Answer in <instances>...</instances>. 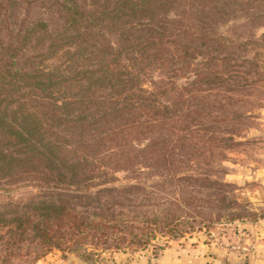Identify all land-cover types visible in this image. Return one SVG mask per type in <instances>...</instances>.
<instances>
[{
	"label": "rangeland",
	"instance_id": "1",
	"mask_svg": "<svg viewBox=\"0 0 264 264\" xmlns=\"http://www.w3.org/2000/svg\"><path fill=\"white\" fill-rule=\"evenodd\" d=\"M2 3L9 7L1 10L3 23L13 30L37 16L51 28L59 22L38 0ZM200 6L195 36L168 30L153 39L164 40L160 46L142 49L140 56L132 52L147 56L136 79L127 75L125 86H117L110 97L107 87L93 88L87 100L69 106L73 111L64 118L74 121L52 130L64 128L57 138L74 149L65 167L73 182H65L91 192L124 187V196L114 198L122 203L151 194L150 201L191 200L203 220L188 221L191 229L150 225L149 236L138 228L131 229L134 235L101 229L68 247H49L39 237L37 212L21 225V219L8 222L17 217L9 219L4 210L19 209L24 192H36L54 170L35 161L17 164L13 174H0V264H116L119 256L126 264H155L153 256L163 246L186 242L205 221L264 222V0H207ZM40 46L27 45L23 53L48 50ZM93 61L69 63V76L80 75ZM83 86L71 82L56 97L81 93ZM113 102L119 120L110 130L102 115L115 112ZM188 191L190 198L184 196Z\"/></svg>",
	"mask_w": 264,
	"mask_h": 264
},
{
	"label": "trees",
	"instance_id": "2",
	"mask_svg": "<svg viewBox=\"0 0 264 264\" xmlns=\"http://www.w3.org/2000/svg\"><path fill=\"white\" fill-rule=\"evenodd\" d=\"M38 1L46 14L57 15V27L51 28L45 17L37 16L24 19L13 30L3 23L6 16L1 10L9 7L0 0V30L5 35V39L0 40V174H13V165L35 161L50 166L54 177H58L45 178L36 192L25 191L19 209L5 208L4 213L9 219L17 217L8 222L21 219V225H24L37 212L39 237L49 247L52 244L68 247L101 229H121L133 234L131 229L138 228L144 230L143 235L149 236L152 235L148 230L150 225L175 228L187 224L191 229L193 226L188 221L201 222L203 217L194 212L196 209L191 200L162 198L150 201L154 195L149 191L148 199L139 197L122 203L114 198L124 196L121 195L124 187H103L91 192L87 187L75 185L78 182L71 183V175H66L68 170L65 167L72 163L69 158L74 149L66 139L57 138L64 128H59L58 132L52 128L74 121L64 118L73 111L69 106L87 100L85 94L93 93V88L107 87V96L110 97V92L117 91V86H125L127 75L128 80L133 76L136 79L143 72L141 66L147 56L136 57L132 52L140 56L143 50L160 46L164 40L157 42L153 39L163 32L176 30L195 36L192 26L198 21L200 4L207 0ZM169 13L172 14L170 18ZM45 41L47 43L43 44ZM29 44L48 47V50L23 53L25 46L32 47ZM80 60L82 63L94 61L87 70L79 71L80 75L69 76L71 71L67 65L81 64ZM87 73L97 74L93 78L85 75ZM119 75L122 77L118 79ZM71 82L85 84L81 93L58 99L57 93ZM22 88L26 90L20 91ZM113 103L115 112L102 115L103 124H107L110 130L119 120L117 102ZM184 196L190 198L192 194L188 191ZM224 219L218 217L205 221L201 227ZM229 219L226 221L239 220Z\"/></svg>",
	"mask_w": 264,
	"mask_h": 264
},
{
	"label": "crops",
	"instance_id": "3",
	"mask_svg": "<svg viewBox=\"0 0 264 264\" xmlns=\"http://www.w3.org/2000/svg\"><path fill=\"white\" fill-rule=\"evenodd\" d=\"M251 229V250L246 256L225 253L222 249L204 242L199 234L184 243H169L153 256L155 264H264V239L257 236L264 231V222L246 223ZM116 264H126L120 256Z\"/></svg>",
	"mask_w": 264,
	"mask_h": 264
},
{
	"label": "built area",
	"instance_id": "4",
	"mask_svg": "<svg viewBox=\"0 0 264 264\" xmlns=\"http://www.w3.org/2000/svg\"><path fill=\"white\" fill-rule=\"evenodd\" d=\"M246 223H249V221L222 220L203 227L197 234L203 233L205 243L216 246L225 253H232L243 257L248 255L251 250V229L245 225ZM257 236L264 239V231L261 230Z\"/></svg>",
	"mask_w": 264,
	"mask_h": 264
},
{
	"label": "water",
	"instance_id": "5",
	"mask_svg": "<svg viewBox=\"0 0 264 264\" xmlns=\"http://www.w3.org/2000/svg\"><path fill=\"white\" fill-rule=\"evenodd\" d=\"M79 264H85V263H79Z\"/></svg>",
	"mask_w": 264,
	"mask_h": 264
}]
</instances>
